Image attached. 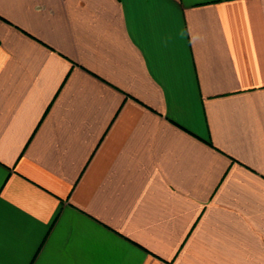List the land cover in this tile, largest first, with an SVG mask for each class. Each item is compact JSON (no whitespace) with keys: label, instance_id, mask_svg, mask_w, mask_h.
Returning a JSON list of instances; mask_svg holds the SVG:
<instances>
[{"label":"crops","instance_id":"obj_1","mask_svg":"<svg viewBox=\"0 0 264 264\" xmlns=\"http://www.w3.org/2000/svg\"><path fill=\"white\" fill-rule=\"evenodd\" d=\"M0 264H264V0H0Z\"/></svg>","mask_w":264,"mask_h":264}]
</instances>
